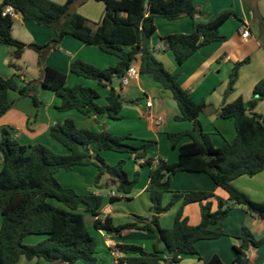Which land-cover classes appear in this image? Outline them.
<instances>
[{
	"label": "trees",
	"instance_id": "obj_1",
	"mask_svg": "<svg viewBox=\"0 0 264 264\" xmlns=\"http://www.w3.org/2000/svg\"><path fill=\"white\" fill-rule=\"evenodd\" d=\"M87 1L65 0L64 4H58L51 0H3L0 3V45L12 48L10 65L18 68L16 62L22 59L26 49H31L38 55L40 72L39 78L29 83L19 76L9 79L0 77V118L13 107L9 99L10 91L30 97L38 107L37 90L38 86H43L60 99V105L55 107L58 112L74 110L84 116L106 115L118 120L125 104L134 103L123 98L121 80L132 66L140 63V75L150 76L163 90L171 93L179 109L175 120L193 123L192 130L168 134V140L175 148L184 137L191 138L192 142L179 147V161L172 164L151 156L156 142L142 141L139 146H133L126 142L132 140L130 136H116L106 130H82L72 120L50 129L51 138L66 148L68 155L57 154L42 144L23 145L10 129L2 128L0 264H18L21 257L27 260L44 259L50 264H96L98 242L90 232L85 215L78 211L82 206L95 219L94 228L107 236H121L127 230L156 235L154 252L148 253L137 245H119L113 251L120 255L112 264H179L183 256H199L196 244L226 236L223 229L217 226L237 206L264 221V203L252 201L232 184L242 176L253 177L264 170V115L248 114L264 101V80L257 84L254 97L247 105L242 98L232 104H224L218 111L210 109L205 103L198 104L181 86L179 75L165 68L150 45L157 31L156 18L176 21L202 17L204 13L195 0H95L105 6L103 18L97 23L78 13V8ZM246 2L249 3V0ZM8 6L25 20L51 28L52 40L44 45H26L15 39L12 34L14 17L9 14L4 16ZM250 11L254 22L262 25L264 19L258 11L252 7ZM233 15L225 12L208 23L197 24L191 34L162 38L164 51L172 52L178 64L183 65L201 48L214 42H226L227 38L220 34V29ZM69 36L118 58L116 67L104 70L80 59L71 64L73 74L110 89L106 105L99 104L101 96L96 89L84 85L68 87L66 75L46 65L47 54L57 49ZM248 61L234 66L225 96L233 91L238 71ZM115 80H119L120 84L116 85ZM215 112L224 120H232L236 130L235 139L221 147L214 145L211 134L204 132L199 120L202 114ZM102 151L126 153L142 166L150 167V218L133 215V222L116 226L111 217L102 218V196L94 193L79 195L73 189L63 187L56 178L61 170L71 171L76 166L94 165L98 169L96 187L100 188L102 178L108 177L106 185L116 191L117 195L111 197V203L130 199L136 180L128 178L122 163L118 166L106 164L100 156ZM179 172L208 175L216 186L228 192L229 199L217 197L218 209L213 211L210 200L215 198V194L212 192H172V178ZM167 193L173 196L164 205L163 198ZM179 201H183V205L200 204L201 223L198 226L189 224L183 217L182 209L172 228L165 229L160 225L161 216ZM28 236H44L45 239L36 245H28L25 243ZM239 240L241 244L234 248L237 259L233 264H248L246 251L250 246L259 248L264 245V237L257 239L251 229L244 226ZM161 241L175 253L173 258H165L158 249ZM205 264L224 262L215 255Z\"/></svg>",
	"mask_w": 264,
	"mask_h": 264
},
{
	"label": "crops",
	"instance_id": "obj_2",
	"mask_svg": "<svg viewBox=\"0 0 264 264\" xmlns=\"http://www.w3.org/2000/svg\"><path fill=\"white\" fill-rule=\"evenodd\" d=\"M51 1L58 4L65 3V0ZM2 2L3 0H0V3ZM195 3L201 7L204 13L202 17L195 20L182 18L176 21H168L164 18H156L157 31L150 42L155 56L169 72L179 75L181 86L190 92L196 103H205L214 111L220 110L224 104L234 103L239 98H242L247 105L254 97L257 84L264 80V23L257 25L250 11L251 7L256 9L261 18L264 19V0H249V3L246 0H195ZM101 4L103 3L89 0L78 8V13L97 23L101 21L105 12V6L103 7L104 4ZM225 12L234 14L220 29V34L227 38L226 42H214L201 48L183 65L178 64L172 52L164 51L165 44L162 38L174 34H191L195 31L197 24L208 23ZM244 26H247L251 32V37L246 40L241 38V29ZM12 34L15 39L26 45H44L53 38L51 28L27 21L18 14L14 16ZM11 53L12 49L0 45V77L9 79L13 76H19L25 83L36 81L40 76L37 65L38 55L33 50L26 49L22 59L16 62L18 68H14L10 65ZM76 59L104 70L116 67L119 62L118 58L102 52L96 46H88L70 36L66 37L57 49L52 50L46 56L48 67L66 75L68 87L84 85L94 88L101 96L99 104L106 105V98L110 89L102 88L96 83H90V80L73 74L71 64ZM247 59L249 61L238 71V78L233 91L225 96L234 66ZM136 67L140 70V63H137ZM131 83L134 90L145 98L144 103L138 104L140 107L124 106L118 120H113L106 115L100 117L84 116L74 110L64 113L58 112L55 107L60 105V99L53 91L43 86H38L37 90V97L40 101L38 107L34 105L30 97H22L18 92L10 91L9 99L13 103V107L0 118V130L2 128L10 129L23 145L42 144L57 154L68 155L69 151L51 138L50 129L53 126L63 125L67 120H72L82 130L95 132L106 130L114 135L122 136L124 135L122 126L125 124V126H130L125 129V133L137 132L138 134L141 133L139 135L144 139H156L159 157L168 163H177L180 151L179 148H175L170 143L168 134L190 131L193 129V123L175 120V116L179 114V109L174 103L171 93L163 90L150 76L140 75L139 72L138 77ZM131 83L127 88L131 86ZM123 91H125L124 88H122ZM147 101L152 103L151 108H147ZM248 114L264 115V101L259 102L254 110L248 111ZM155 119L161 120L160 127L155 125ZM199 120L204 132L211 134L216 147H221L226 142H232L236 137L234 122L220 118L216 112L209 115L202 114ZM191 142V138L184 137L180 140L179 147ZM109 152L111 151H102L100 156L108 164L115 165L116 157ZM2 163L3 160L0 155V164ZM131 170L132 173H139L140 179L138 185L134 186L130 199L111 203L112 193H116L113 188L108 198H103L102 218L111 217L116 226L133 222L131 218L133 215L145 218L152 216V204L148 193L150 172L148 176V171L139 169L137 165H132ZM97 174L98 169L94 165L76 166L71 171H59L56 178L63 187L73 189L79 195L94 193L102 196L98 191L92 192V183ZM106 181L107 184L109 182L108 177ZM232 184L252 201L264 203V170L253 177L242 176L234 180ZM171 190L178 193L212 192L215 194V198L210 200L213 211L218 209L217 197L223 200L229 199L228 192L216 186L212 179L204 173L179 172L175 174L172 178ZM172 196V193L165 194L163 204L167 205ZM123 200H125L126 205H121ZM181 209L183 217L188 220L191 226H198L201 223L200 204L183 205V201H179L161 216L160 225L165 229L172 228ZM78 211L85 215L88 225L86 217L89 214L85 212V207H80ZM89 217V225L93 228V231L90 232L98 242V262L96 264H112L119 255L113 249L119 245H137L148 253L154 252L156 241L154 233L127 230L121 236H107L94 228L95 219L91 215ZM244 226L249 227L257 239L264 237V221L237 206L231 210L229 217L217 226L223 229L226 236L218 240L198 242L196 248L200 257L197 255L183 256L179 264H205L215 255H218L224 264H233L237 259L234 248L241 244L239 237ZM214 228L216 227H212V229ZM44 239L28 236L25 243L36 245ZM246 258L248 264H264V245L259 248L250 246L246 251ZM18 264L50 263L44 259L27 260L25 257H21Z\"/></svg>",
	"mask_w": 264,
	"mask_h": 264
},
{
	"label": "rangeland",
	"instance_id": "obj_3",
	"mask_svg": "<svg viewBox=\"0 0 264 264\" xmlns=\"http://www.w3.org/2000/svg\"><path fill=\"white\" fill-rule=\"evenodd\" d=\"M101 5H103V4H101ZM103 7H104V5H103ZM80 8V7H79ZM104 11H105V8H104ZM92 22H95V21H92ZM258 35H259V33H258ZM10 49H12L11 47H9ZM158 53V52H157ZM243 66V65H242ZM241 66V67H242ZM240 67V68H241ZM240 70V69H239ZM90 83H94L93 81H91ZM133 83V82H132ZM131 83V88L129 87V88H127V87H122V88H124L125 89V91H123L122 92V95H123V98L127 101L128 100V102L129 101H133L134 103L133 104H131V103H126L125 104V107H140V106H138V104L140 105V104H143L144 103V100H145V98L143 97V96H141L138 92H136L135 90H134V88H133V84ZM131 89V90H130ZM156 99H154V101H155ZM155 103H157V101H155ZM174 103H176V102H174ZM123 123H125V122H123ZM123 127V132H124V135H122L121 137H128V136H130L131 138H132V140H126V142L127 143H129V144H131V145H133V146H139L140 144H141V141H143V140H145V141H152V142H156L157 144H156V148H155V150L154 151H152L151 152V156H153V157H156V158H158L159 157V154H158V151H157V146H158V141L156 140V139H151V138H149V139H144L143 137H140V135L139 134H141V133H137V132H134V133H131V131H129V132H127V133H125V129H127V127H130V126H125V124H124V126H122ZM112 134V133H111ZM114 135V134H113ZM116 136H119V135H116ZM139 136V137H138ZM140 140V141H139ZM171 143V142H170ZM177 148H179V146L177 147ZM110 154H112V155H114L115 157H116V163H115V165H110V164H108L106 161V164H108L109 166H118L119 164H123V170L129 175V179L130 180H136V183H135V186H137L138 185V181H139V179H140V174H139V176L137 177V174H135V173H132V170H131V166L132 165H137L138 166V168L139 169H146L147 171H148V176H149V172H150V167L149 166H142V165H139V162L138 161H135L134 160V158L131 156V155H129V154H126V153H121V154H117V153H112V152H109ZM102 157V156H101ZM85 177H87L86 175H85ZM96 177H97V175H96ZM96 177H95V179H94V182L92 183V192H95V191H98V192H100V194H102V196H103V198H105V199H107L108 198V196H109V194L111 193V190H112V188L110 187V186H107L106 185V179H107V177H103L102 178V180H101V187L100 188H98V187H96V184H95V182H96ZM123 204H121V205H126L125 203V200H123V201H121ZM62 205V204H61ZM63 206V205H62ZM86 219H87V222H88V226H89V229H90V231H93V228L91 227V225H89V222H90V217H89V215L86 217ZM45 238L44 236H31V238ZM27 240H25V242H26Z\"/></svg>",
	"mask_w": 264,
	"mask_h": 264
},
{
	"label": "built area",
	"instance_id": "obj_4",
	"mask_svg": "<svg viewBox=\"0 0 264 264\" xmlns=\"http://www.w3.org/2000/svg\"><path fill=\"white\" fill-rule=\"evenodd\" d=\"M7 14L12 15L13 17L16 15L15 12H14V9L12 7H10V6L5 8L4 16L7 15ZM250 37H251L250 29L247 26H244L241 29V38L246 40V39H249ZM138 75H139V70L137 69L136 65L132 66L126 72L125 76L121 80L122 87H127L131 83L132 80H134V79H136L138 77ZM151 106H152V103L147 101V108H151ZM149 115H150V112H149ZM154 123H155V125L157 127H160L161 120L155 119ZM114 196H116V193H112V197H114ZM119 255L117 257H119Z\"/></svg>",
	"mask_w": 264,
	"mask_h": 264
},
{
	"label": "water",
	"instance_id": "obj_5",
	"mask_svg": "<svg viewBox=\"0 0 264 264\" xmlns=\"http://www.w3.org/2000/svg\"><path fill=\"white\" fill-rule=\"evenodd\" d=\"M116 85H119V80H115ZM158 249L164 253L165 258H173L175 253L170 251L167 247V244L164 241L158 243Z\"/></svg>",
	"mask_w": 264,
	"mask_h": 264
}]
</instances>
